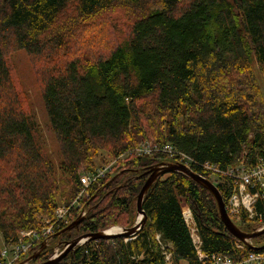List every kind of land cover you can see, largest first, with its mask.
I'll return each instance as SVG.
<instances>
[{
	"label": "trees",
	"instance_id": "obj_1",
	"mask_svg": "<svg viewBox=\"0 0 264 264\" xmlns=\"http://www.w3.org/2000/svg\"><path fill=\"white\" fill-rule=\"evenodd\" d=\"M128 5L140 15L106 57L87 67L75 59L44 76L43 99L60 142L56 166L14 86L7 55L17 49L39 55L58 44L49 32L70 6L80 21ZM255 66L264 68V0H0V234L8 242L21 230L40 228L38 216L51 217L60 197L69 202L78 194L80 171L93 169L96 157L115 159L146 139L188 154L199 175L206 162L226 168L245 150L246 161L264 156V83ZM155 155L117 161L124 166L114 172L113 166L91 190L89 216L67 239L132 226L152 169L174 162ZM218 190L227 197L222 182ZM142 202L146 222L134 241L90 240L58 264H165L157 235L174 264H203L184 205L202 252L243 259L253 249L237 248L240 240L223 225L213 194L184 172L161 175Z\"/></svg>",
	"mask_w": 264,
	"mask_h": 264
},
{
	"label": "rangeland",
	"instance_id": "obj_2",
	"mask_svg": "<svg viewBox=\"0 0 264 264\" xmlns=\"http://www.w3.org/2000/svg\"><path fill=\"white\" fill-rule=\"evenodd\" d=\"M141 8L134 7L135 10H141ZM139 15L140 14L135 13V11H133L130 8V6L129 8L115 6L114 8L112 7L110 9L105 10L104 12L99 13L98 15H94V17L91 16L87 20L81 18L80 21H77L76 20L77 12L74 11V9H72V6H70L63 11L60 17H58L56 24L52 27L51 31L49 32L51 37H55V36L59 37L58 44L56 43L55 45V42L54 43L51 42L50 45H47V47L44 48V52H42L41 54L38 53L39 55L31 54L30 52L24 49H17V50H13L8 53L7 59L10 65L14 86L23 98L22 102H23V105L27 113H29L35 120H37L38 125H39L38 127L39 128L38 137L40 139L39 141L42 143L45 152L49 156H51L50 157L51 159L54 160V163L56 166L59 165L58 160L60 158V142L51 127L50 119L47 114V109L45 107V102L43 99V87H44L43 80H44L45 74L49 72H55V71L57 72V70H61L63 67H65L69 63V61L71 62L72 60H75V59H78L77 61L79 62L80 66L87 67L88 65L95 63L96 60L106 57L116 47V45H118L121 41H123L127 37L131 29L132 21L134 20V18L138 17ZM60 41H61V44H60ZM255 67H256L255 73L258 77V81L264 83V68H259L257 66ZM262 86L264 90V85ZM144 121H145V123L143 122L144 126L145 124L149 123V121L147 120H144ZM163 125L165 126L164 122H163ZM151 139H153V137H151ZM148 141H151V140L149 139ZM141 142H144V140ZM165 144L171 145V143L169 142ZM136 146L137 145L133 146L130 149H134ZM130 149H128L124 153V155L121 154L119 158L118 157L117 158L120 161H122L125 159L126 156L133 155L130 152L128 153ZM245 153H247L246 150L245 152H243V154ZM144 156H148V155H144ZM166 156L168 157L169 155H166ZM101 158L102 156L96 157L95 164H93L95 165V167L93 169L81 170L80 177L82 176L87 177L88 176L87 173L89 171L94 172L96 167L98 166L110 167V165L112 164L114 166V167L112 166L113 172L115 171V168L116 170H118L119 166L120 167L124 166L123 165L124 162L123 164H121L120 162L118 163L114 162L116 158L113 159L112 156L105 155L102 161H101ZM169 159H172V157H169ZM183 159L190 160V158L186 155H183ZM165 161L167 160L159 161V164H157L154 167H157L158 170H161L169 166L170 163H166ZM190 164L192 166L193 162ZM187 166L189 167V165ZM58 173L60 174V171H58ZM91 190H96V182L92 183L88 187L81 185V187L79 186V189L77 190L78 194L81 191H85V196H84L85 202L83 201V205H84L86 214L82 215V217L80 216L81 221H83L84 218L89 216V213L92 209V207H90L91 204L89 203L90 198L89 196H87L89 193H91ZM62 199L63 198L60 197L58 206H62L73 200L72 199L69 202H67ZM222 199H224V203H225V197H223ZM81 203H82V200H81ZM136 208H137V204H136ZM137 214H140V213H137ZM141 217L143 218L142 214H141ZM37 219L41 221L40 228H37V229L32 228V229L24 230V231L21 230L20 232L40 230L46 224L47 218L43 216L41 217L38 216ZM74 221H72L68 226H66V228L63 229V231H60L58 234H53L51 237L47 239L43 238L39 240L36 237L31 235L30 237H28V239H25L23 242H17V243H14V245H9L10 241L7 242L6 239L3 238V235L0 234V255L2 258L0 259V264L44 263L46 261L54 260V259H57V257L64 255L66 251L71 247V243L77 238L84 237V240L87 243L88 240L84 236L85 234H82L80 236L77 235V237L72 238L71 240L67 239V236L69 234L74 233L76 235L78 233V231L76 230L79 225L76 228L74 227V228L68 229V227ZM232 222H234L233 224L237 225L241 230L248 232V233L253 232L251 231L252 228H255L257 226L255 222L250 223L251 227H248L245 224L243 225L242 224L239 225L238 223L236 224L234 220H232ZM137 223H138V215L136 216V219L134 220V224L132 226H129V227L127 226V227L130 228L136 225V230H138V228H141L144 226V225L141 226L140 224L137 225ZM115 226H122L123 228H125L124 225H121V224L115 225ZM263 229H264V224H262L259 227V229L255 231L258 232V231H262ZM20 232H18L17 237L15 239L19 237ZM64 233H67V234L64 235ZM112 239L113 238L105 239V240H112ZM250 242H251V245L253 243L256 247H259V248L261 246H264V238L259 239V240H256L254 238ZM18 244L21 246L25 245L26 251L29 250L28 252H31V253L30 254L25 253L24 255L23 248L15 246ZM78 245L80 246L79 243ZM78 245H76V247ZM246 246H248L247 243H246ZM5 249H7L8 252L6 254V257L4 258L2 257V255ZM53 251H54L55 257H53L52 255ZM65 258L66 257L64 256L62 260H64ZM62 260H60L59 262H61ZM181 264H187V262L182 261Z\"/></svg>",
	"mask_w": 264,
	"mask_h": 264
},
{
	"label": "built area",
	"instance_id": "obj_3",
	"mask_svg": "<svg viewBox=\"0 0 264 264\" xmlns=\"http://www.w3.org/2000/svg\"><path fill=\"white\" fill-rule=\"evenodd\" d=\"M129 152L134 156H153L157 153H166L169 155L168 157L173 158L174 162L171 163L182 164L190 170H192L190 163L194 162L192 157L180 151L178 148H175L172 144H155L148 140H144V142L137 144V146L134 149H130L128 153ZM246 154L247 153L243 155L238 163L232 166H227L226 168H221L218 165L206 162L203 165L206 174L204 173V175H200L211 181L217 188L218 184L222 182L223 186L229 189V192L226 195L227 197L225 198V208L227 209L228 215L236 222V224L238 223L239 225L245 224L246 226L251 227L250 223L255 222L257 226L252 228V230L255 231L258 230L262 224H264V212L257 211L259 208L258 205H262L264 203V156H257L254 161H246L245 159L247 157L244 158ZM183 155L188 156L190 160H184ZM118 158H116L114 162L119 161ZM187 165H189V167ZM112 166V164L110 167L99 166L94 172L89 171L87 173V177H80V184L82 186L88 187L92 183L96 182V185H100V181L104 178V176L107 175ZM210 173L211 176L209 175ZM84 196L85 191H81L71 202L62 206H58L55 210L54 216L47 218L46 224L40 230L29 232L22 231L20 232L17 239L10 240L9 245H14V243L17 242H23L31 235L40 240L43 238L47 239L53 234H58L72 221L75 219H80L82 215L86 214L83 205V201L85 202ZM87 196H90V193ZM182 213L187 225L191 230L192 240L197 250L196 252H198V257L203 264H264V248L260 250L252 249V251L247 253L246 257L243 259H233L230 256L222 253H213L212 255H207L206 253L202 252V241L200 239V235L198 234V228L196 226L192 210L189 207H186ZM141 218V215L138 214V222L141 220ZM140 229L141 228H138V230H135L136 232L122 236L124 240L123 242L129 243L130 241H134L137 238V234ZM102 231L110 235H117L125 233L126 229L122 226H112L111 228ZM156 239L162 245L161 254L164 258V263L174 264L172 259V251L168 248V245L161 241L160 235H157ZM113 240L114 239H112V241ZM250 241L251 240H248V242ZM85 243L86 242L83 238V242L81 241L79 244L83 245ZM15 246L22 247L24 255L25 253H29L26 251L25 245L21 246L18 244ZM245 246L246 243L242 241L237 244V248L239 249H242ZM7 252V249H5L3 251L2 257L5 258ZM52 255L55 257L54 251ZM139 259L141 258L131 256V260H134L135 262Z\"/></svg>",
	"mask_w": 264,
	"mask_h": 264
},
{
	"label": "water",
	"instance_id": "obj_4",
	"mask_svg": "<svg viewBox=\"0 0 264 264\" xmlns=\"http://www.w3.org/2000/svg\"><path fill=\"white\" fill-rule=\"evenodd\" d=\"M172 171H181L184 172L185 174H188L192 179H194L195 181H197L198 183L202 184L203 186H205L214 196V198L216 199L217 205H218V209H219V214L221 217V220L223 221V225H225V227L227 228V230L234 235L235 238H238L240 241L242 242H246L247 245L250 248H253V250H260L263 249L264 246L256 247L254 245H251L248 243L247 240L249 239H254L262 234H264V229L262 231H253V232H245L243 230H241L237 225L233 224L234 222H232L231 218L229 217L228 213L225 210V203H224V199L223 196L221 195V193L219 192L218 188L216 186H214V184L212 182H210L209 180L203 178L202 176H200L199 174H195L194 172H192V170H190L189 168H187L186 166L182 165V164H175V163H170L169 166L158 170L157 167H154L152 169L151 174L149 175V177L147 178L146 182L144 183V185L142 186V188H140V192L137 196V212L140 213V215H143V218L141 221H139L137 223L140 224L141 226H143L146 222V215L145 212L142 208V201L143 198L145 196V194L147 193V191L149 190V188L153 185V183L161 176L167 173H170ZM81 222V219H78L75 221L68 227V229L71 228H76L79 223ZM126 232L125 233H121V234H117V235H110L104 231H100V232H95V233H89V234H85L84 236L87 238V240H98V239H111V238H116V237H122V236H126L129 235L131 233H133L136 230V225L134 227H130V228H125ZM84 238V237H83ZM83 238H77L75 239L72 243H71V247L66 251V253L64 255H61L60 257H57V259L54 260H49L46 261L44 263H39V264H57L60 260H62L64 258V256H66L71 250H73L76 245H78V243H80L81 241H83Z\"/></svg>",
	"mask_w": 264,
	"mask_h": 264
},
{
	"label": "crops",
	"instance_id": "obj_5",
	"mask_svg": "<svg viewBox=\"0 0 264 264\" xmlns=\"http://www.w3.org/2000/svg\"><path fill=\"white\" fill-rule=\"evenodd\" d=\"M181 172V171H180ZM58 207V206H57ZM186 207H189L188 205H184L183 207H182V209L184 210V208H186ZM190 208V207H189ZM57 209V208H56ZM138 213V212H137ZM138 215V214H137ZM54 216V214L51 216V217H53ZM51 217H46V218H51ZM140 258H142V256L140 257ZM182 261H184V260H182ZM187 262V261H186ZM182 262L180 261V264H181ZM187 264H188V262H187Z\"/></svg>",
	"mask_w": 264,
	"mask_h": 264
},
{
	"label": "bare ground",
	"instance_id": "obj_6",
	"mask_svg": "<svg viewBox=\"0 0 264 264\" xmlns=\"http://www.w3.org/2000/svg\"><path fill=\"white\" fill-rule=\"evenodd\" d=\"M167 163V162H166ZM162 165H163V163H162ZM161 166V165H160ZM192 172H194L193 170H192ZM196 173V172H195ZM211 175V174H210ZM227 210V209H226ZM35 243V242H34ZM34 245V244H33ZM30 249V248H29ZM31 250V249H30ZM29 251V250H28ZM29 254H30V252H29ZM140 257V256H139ZM134 261V260H133Z\"/></svg>",
	"mask_w": 264,
	"mask_h": 264
}]
</instances>
